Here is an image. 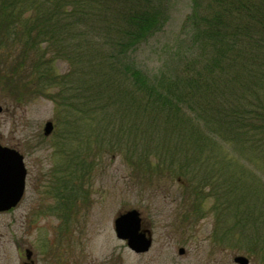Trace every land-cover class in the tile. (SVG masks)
<instances>
[{
    "label": "rangeland",
    "instance_id": "374dc122",
    "mask_svg": "<svg viewBox=\"0 0 264 264\" xmlns=\"http://www.w3.org/2000/svg\"><path fill=\"white\" fill-rule=\"evenodd\" d=\"M171 4L164 28L131 53L150 75L175 56L190 9ZM248 4L220 14L219 57L202 38L192 66L171 65L193 80L183 89L190 108L126 92L100 42L78 43L75 31L63 40L71 57L47 49L38 73L49 69V82L35 74L12 84L0 69V143L22 153L27 172L20 202L0 212V264H22L26 248L35 264H237L234 255L264 264V37L254 39L264 0ZM218 9L204 0V29ZM131 208L151 232L143 253L113 230Z\"/></svg>",
    "mask_w": 264,
    "mask_h": 264
},
{
    "label": "trees",
    "instance_id": "16d2710c",
    "mask_svg": "<svg viewBox=\"0 0 264 264\" xmlns=\"http://www.w3.org/2000/svg\"><path fill=\"white\" fill-rule=\"evenodd\" d=\"M189 1L190 9L175 43L178 47L175 56H168L169 58L150 75L135 63L131 53L138 45L145 43L164 28L170 17L171 0H0V69L10 72L13 77L16 76L15 81L11 80L12 84L16 82L22 85L28 77L35 74L37 78L41 75L43 80L46 78L49 82L50 77H46L51 75L49 69L38 73L43 63L48 62L43 60L47 49L52 48L58 56L71 57V53L65 50L63 40H66V35H72V31H75L78 33V43L100 42L98 45L102 47L103 53L107 54L114 68L118 72L117 67L124 71L129 83L126 92H139L147 100H151V103L157 102L158 108H190L191 89H183L191 87L193 80L189 79L186 71L180 75L179 68L170 69L171 65H177L179 60L186 64L182 69H186L188 64L192 66V49L202 38L215 48L212 51L213 58L219 57V41L221 40L223 45L227 36L220 14H226L225 11L229 7L239 9L247 6L250 0H205L211 8H219L210 16L212 30L207 26V30L204 29V0ZM254 8H259V5ZM259 17L264 21V13ZM256 33L255 40L264 37V26ZM83 51L78 48V62L86 56ZM223 52L222 47L221 54ZM262 53L264 55V48ZM167 64L166 70L169 72L168 76H165L163 72H166L164 69ZM172 75L177 78H171ZM31 82L30 85L33 84L36 88L38 81L32 79ZM80 90L78 88L79 94ZM83 90H90L89 86H85Z\"/></svg>",
    "mask_w": 264,
    "mask_h": 264
},
{
    "label": "water",
    "instance_id": "95a60500",
    "mask_svg": "<svg viewBox=\"0 0 264 264\" xmlns=\"http://www.w3.org/2000/svg\"><path fill=\"white\" fill-rule=\"evenodd\" d=\"M52 122L46 121L43 133L48 135L52 131ZM26 167L22 153L17 149L0 143V212L15 207L23 197L25 190ZM115 236L123 240L126 246L135 253L149 250L152 237L150 229L145 226L139 210L135 208L119 212L113 220ZM184 249L180 247L178 253ZM32 251L25 249V257L31 259ZM233 261L237 264H247L244 255H235ZM24 264H32V260Z\"/></svg>",
    "mask_w": 264,
    "mask_h": 264
},
{
    "label": "flooded vegetation",
    "instance_id": "af4514ba",
    "mask_svg": "<svg viewBox=\"0 0 264 264\" xmlns=\"http://www.w3.org/2000/svg\"><path fill=\"white\" fill-rule=\"evenodd\" d=\"M234 256H235V255H234ZM234 256H233V257H234ZM31 260H32V264H35L34 260L32 259V255H31ZM24 263H25V261L22 262V264H24Z\"/></svg>",
    "mask_w": 264,
    "mask_h": 264
}]
</instances>
